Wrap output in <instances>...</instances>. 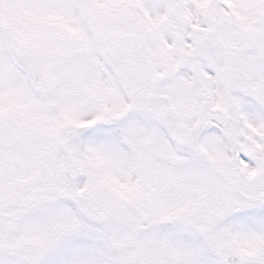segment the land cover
<instances>
[{"label": "snow or ice", "instance_id": "6c2138e0", "mask_svg": "<svg viewBox=\"0 0 264 264\" xmlns=\"http://www.w3.org/2000/svg\"><path fill=\"white\" fill-rule=\"evenodd\" d=\"M0 264H264V0H0Z\"/></svg>", "mask_w": 264, "mask_h": 264}]
</instances>
